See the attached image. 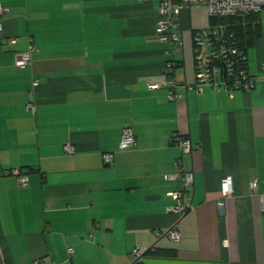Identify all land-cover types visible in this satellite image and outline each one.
I'll use <instances>...</instances> for the list:
<instances>
[{"label":"crops","instance_id":"crops-1","mask_svg":"<svg viewBox=\"0 0 264 264\" xmlns=\"http://www.w3.org/2000/svg\"><path fill=\"white\" fill-rule=\"evenodd\" d=\"M0 6V264H264L260 14V35L245 51L253 87L229 96L222 86L191 87L192 34L209 18L202 5L182 10L173 56L180 97L169 100L164 87H147L164 80L157 0ZM29 43L30 64L15 67ZM125 126L134 144L120 150ZM173 133L189 139V152L170 142ZM12 168L26 175L24 186ZM180 169L192 182L178 217L168 209L180 179L165 175ZM227 176L231 193L222 196ZM173 226L176 241L165 236ZM137 247L174 255L134 263Z\"/></svg>","mask_w":264,"mask_h":264},{"label":"built area","instance_id":"built-area-1","mask_svg":"<svg viewBox=\"0 0 264 264\" xmlns=\"http://www.w3.org/2000/svg\"><path fill=\"white\" fill-rule=\"evenodd\" d=\"M202 5L206 8L209 22L193 31L191 42V56L194 67L195 81L192 88L195 92H200L203 86H210L215 91L223 87L227 95L231 96L235 91L249 90L253 87L254 80L247 70V57L243 48L238 44L231 25L220 19L225 17L258 13L264 7V0H157V21L155 26V37L158 41L167 44L164 50L165 62L162 73L164 80L148 84L149 89H158L164 87L167 90V99L176 100L180 94L176 91L177 83L174 80V71L176 70V61L174 55L181 49V39L177 31L179 16L182 10L191 6ZM5 8L0 6V13ZM35 51V46L29 43L25 50L16 52L13 57V65L18 68L26 67L30 64V55ZM260 70L264 73V63L260 65ZM170 142L174 144L181 153H187L191 150V144L188 138L173 133ZM134 144V136L131 128L125 126L120 133L118 148L126 149ZM63 151L72 153L70 144H64ZM106 163L110 162V154H103ZM178 160L175 162L177 166ZM11 173L19 186L26 184V175L22 174L18 168H12L7 171ZM166 179H180V184L175 190L171 191L173 204L168 211L182 216L190 207L189 187L192 182V173L190 171L175 170L165 175ZM255 187V181L251 183ZM220 192L222 196L231 193L230 177H224L220 183ZM218 206L221 203H217ZM261 212L264 214V197L260 198ZM178 230L173 226L165 232V236L176 241L179 238ZM145 251L144 248L137 247L132 250L134 263Z\"/></svg>","mask_w":264,"mask_h":264},{"label":"trees","instance_id":"trees-1","mask_svg":"<svg viewBox=\"0 0 264 264\" xmlns=\"http://www.w3.org/2000/svg\"><path fill=\"white\" fill-rule=\"evenodd\" d=\"M210 22L212 19H209ZM228 22L235 34L238 44L246 51L255 39H257L261 32V27L258 17L255 13L236 14L220 19ZM213 22V21H212ZM177 66V63H176ZM144 255L157 256V257H171L174 255L172 250L169 249H145Z\"/></svg>","mask_w":264,"mask_h":264},{"label":"rangeland","instance_id":"rangeland-1","mask_svg":"<svg viewBox=\"0 0 264 264\" xmlns=\"http://www.w3.org/2000/svg\"><path fill=\"white\" fill-rule=\"evenodd\" d=\"M256 15L257 14H260L261 15V19H262V21H264V7L263 8H261V10L259 11V13H255Z\"/></svg>","mask_w":264,"mask_h":264}]
</instances>
